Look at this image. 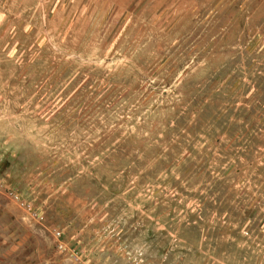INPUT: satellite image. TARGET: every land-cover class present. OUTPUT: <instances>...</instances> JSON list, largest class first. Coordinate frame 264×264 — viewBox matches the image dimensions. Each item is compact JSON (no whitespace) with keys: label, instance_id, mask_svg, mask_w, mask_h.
<instances>
[{"label":"rangeland","instance_id":"374dc122","mask_svg":"<svg viewBox=\"0 0 264 264\" xmlns=\"http://www.w3.org/2000/svg\"><path fill=\"white\" fill-rule=\"evenodd\" d=\"M0 264H264V0H0Z\"/></svg>","mask_w":264,"mask_h":264}]
</instances>
